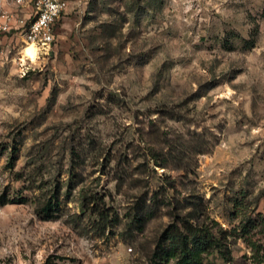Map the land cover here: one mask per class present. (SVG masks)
<instances>
[{
  "label": "rangeland",
  "instance_id": "obj_1",
  "mask_svg": "<svg viewBox=\"0 0 264 264\" xmlns=\"http://www.w3.org/2000/svg\"><path fill=\"white\" fill-rule=\"evenodd\" d=\"M77 5L55 24L54 42L38 45L35 60L23 53L22 29L0 34V199H8L0 202V264H148L138 243L167 216L135 242L96 233L77 190L62 189L64 211L53 220L42 219L36 205L43 191L66 181L70 143L80 147L79 161L87 157L75 170L85 185L114 191L104 160L111 149L136 156L152 118L171 141L197 131L217 142L189 177L212 216L228 226L242 190L264 213V0ZM135 167L137 160L130 172ZM157 172L188 182L182 171ZM20 197L29 200L12 202ZM247 252L235 243L236 264H245Z\"/></svg>",
  "mask_w": 264,
  "mask_h": 264
},
{
  "label": "trees",
  "instance_id": "obj_2",
  "mask_svg": "<svg viewBox=\"0 0 264 264\" xmlns=\"http://www.w3.org/2000/svg\"><path fill=\"white\" fill-rule=\"evenodd\" d=\"M159 112L162 115L170 111ZM158 123L159 120L152 118L141 128L136 156L130 158L126 151L111 149L103 164L110 168L109 181L115 182L114 191L109 187L90 189L85 185V179L75 170L87 157L79 161L81 149L70 143L65 155L67 179L43 191V198L36 205L38 215L53 220L64 211L60 195L66 186L67 193L77 190L81 213L89 217L91 228L107 238L118 234L124 241L137 242L152 220L167 216V224L150 240L138 243V250L144 253L148 264H208L212 260L236 264L237 241H242L248 251L242 255L245 264H264V213L250 201L248 191L242 190L233 198L231 220L226 226L210 214L208 202L190 179L196 172L197 157L212 152L217 142L197 131L190 133L187 141L181 136L171 141ZM135 160L138 167L130 172ZM158 167L182 171L181 178H187L188 182H178L167 172L159 176ZM136 170H149L156 176L135 177ZM154 178L159 184L152 183ZM27 180L31 182L34 178L29 175ZM28 200L20 197L12 202ZM0 202H8L7 197H1Z\"/></svg>",
  "mask_w": 264,
  "mask_h": 264
},
{
  "label": "built area",
  "instance_id": "obj_3",
  "mask_svg": "<svg viewBox=\"0 0 264 264\" xmlns=\"http://www.w3.org/2000/svg\"><path fill=\"white\" fill-rule=\"evenodd\" d=\"M18 6L26 0H11ZM34 12L27 21L13 11L0 9V33L22 29L26 42L38 45L52 44L55 40L54 26L68 8V0H32ZM130 250H132L130 248Z\"/></svg>",
  "mask_w": 264,
  "mask_h": 264
},
{
  "label": "crops",
  "instance_id": "obj_4",
  "mask_svg": "<svg viewBox=\"0 0 264 264\" xmlns=\"http://www.w3.org/2000/svg\"><path fill=\"white\" fill-rule=\"evenodd\" d=\"M76 4H78L77 6L81 7L83 5H87L88 0H68V9L64 13V15H68L69 12L71 13L72 10L75 8ZM0 9L13 11L16 13L18 17L23 18L27 21L30 19V17L32 16L34 12L32 0H26L25 4L21 6L16 5L11 0H0ZM14 30H17V29H14ZM0 34H3V33H0Z\"/></svg>",
  "mask_w": 264,
  "mask_h": 264
},
{
  "label": "bare ground",
  "instance_id": "obj_5",
  "mask_svg": "<svg viewBox=\"0 0 264 264\" xmlns=\"http://www.w3.org/2000/svg\"><path fill=\"white\" fill-rule=\"evenodd\" d=\"M41 49L40 46L36 43L27 42L24 48V55L28 58L35 60L39 55V50Z\"/></svg>",
  "mask_w": 264,
  "mask_h": 264
}]
</instances>
